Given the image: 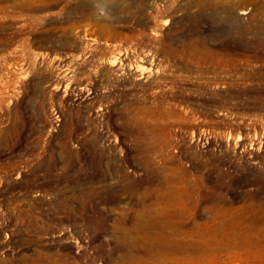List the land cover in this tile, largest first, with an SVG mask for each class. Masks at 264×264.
I'll use <instances>...</instances> for the list:
<instances>
[{"label":"rangeland","instance_id":"obj_1","mask_svg":"<svg viewBox=\"0 0 264 264\" xmlns=\"http://www.w3.org/2000/svg\"><path fill=\"white\" fill-rule=\"evenodd\" d=\"M95 1L0 0V264H264V0Z\"/></svg>","mask_w":264,"mask_h":264},{"label":"bare ground","instance_id":"obj_2","mask_svg":"<svg viewBox=\"0 0 264 264\" xmlns=\"http://www.w3.org/2000/svg\"><path fill=\"white\" fill-rule=\"evenodd\" d=\"M108 1H110V0H102V1H95V2H93V3H88V4H84L83 3V5L81 6V9H82V11H85V13H91L94 9V7L97 9H103V10H106V11H108L109 13H113L112 11H113V8H115L114 7V5L113 4H109L108 3ZM162 1V0H161ZM222 1H224V0H222ZM172 2V1H171ZM145 3V2H144ZM163 4H161V2H159V1H154V2H152V4H150V8H151V10L152 11H156L157 12V10L159 9V7H161ZM163 9H165V8H163ZM162 9V10H163ZM160 10V9H159ZM115 12H116V10H115ZM247 11H240L239 13L240 14H245ZM155 16V15H154ZM114 17H116V16H114ZM113 17V18H114ZM118 18V17H117ZM215 20V19H214ZM107 22V21H106ZM111 25V23H110V20H109V22L108 23H106V26L107 27H109ZM132 32H133V30H132ZM131 32V33H132ZM129 34V33H128ZM127 34V35H128ZM134 34V33H133ZM141 34V33H140ZM127 38L128 37H133V35L132 34H129V36H126ZM135 37V36H134ZM137 37V36H136ZM135 37V38H136ZM129 39V38H128ZM126 41V40H125ZM133 41V40H132ZM128 46V45H127ZM203 51V50H202ZM206 52V51H205ZM172 54V53H171ZM201 57H203V56H201ZM205 57V56H204ZM187 58H190V59H198L199 60V56L198 55H194V53L192 54V53H190V54H188L187 55ZM108 64L109 65H111V66H113V65H115L116 63H115V61L114 60H109L108 61ZM152 65L153 64H149V65H143V64H140V63H134V65H131V66H129V73H131L132 75H133V77L135 78V79H139L140 81H145L146 82V80H147V78H148V73L146 72L147 70H150V69H152ZM150 78V77H149ZM152 79V78H151ZM159 112L160 113H162V115L163 114H168L169 113V111H168V113H167V111H165V110H159ZM167 116H169V114L167 115ZM177 192V191H176ZM179 192V191H178ZM181 192V191H180ZM179 192V193H180ZM169 193V192H168ZM176 194V196H178L177 195V193H174V190L172 191V193H170V196L169 197H173L174 195ZM179 197V196H178ZM177 197V198H178ZM181 197V196H180ZM166 198H168V197H166ZM176 198V199H177ZM169 199V198H168ZM177 200H179L180 201V199L178 198ZM176 200V201H177ZM165 201V200H164ZM172 201H173V199H172ZM169 203H171V202H169ZM167 204V203H164V204H162V205H160V206H158V207H152V206H145V205H141V206H138V207H130V208H126V209H123L122 211L124 212V213H128V214H133V221H135V223H140L139 225H136V228H138V231L140 230L141 232L140 233H142L141 235H136V238H137V240H139V241H143V243L146 241L145 239H147V235H144V234H147V232L149 231L148 229H147V231H146V228H145V226L144 225H142L141 224V222H142V220H144V222H145V220H152V221H156V222H167V224L170 222L171 223V221L173 222V221H179V220H181L182 218H184L185 216H188V211H187V209L185 208V207H183V206H178L177 204H176V202L174 203H171V204ZM175 204V205H174ZM182 204V203H181ZM122 214V213H121ZM125 217V216H124ZM130 218V217H129ZM143 222V223H144ZM148 222V221H147ZM147 222H145L146 224H147ZM156 222H154V224L156 223ZM175 223V222H174ZM177 223V222H176ZM151 224H153V222L151 223ZM173 224V223H172ZM148 225H149V223H148ZM156 225V233L155 234H153V236H155L156 237V239H159V242L161 241V242H166L167 240H166V237L164 236H162L161 234H160V232L161 231H163V230H166L167 228L164 226V227H157L158 226V224H155ZM154 225V226H155ZM169 225V224H168ZM180 225V224H179ZM138 226V227H137ZM170 226H171V224H170ZM123 227H124V225H123ZM148 227V226H147ZM127 229V228H126ZM132 229V228H131ZM150 229V228H149ZM154 228H152V230H153ZM171 229H173V228H171ZM177 230V229H176ZM127 230H125V232H126ZM138 231H137V233H138ZM146 233H145V232ZM154 231V230H153ZM152 231V232H153ZM160 231V232H159ZM174 231V230H173ZM128 232V231H127ZM155 232V231H154ZM139 233V234H140ZM150 234H152V233H150ZM175 234V233H174ZM126 236V235H125ZM154 237V238H155ZM151 240V239H150ZM132 243V242H131ZM138 244V243H137ZM154 244V243H153ZM161 244V243H160ZM187 245V244H186ZM165 247V246H164ZM164 249V248H163ZM162 250V249H161ZM166 250V249H165ZM168 250V249H167ZM166 250V251H167ZM164 251V250H163ZM149 252V251H148ZM158 253V252H157ZM167 256V255H166Z\"/></svg>","mask_w":264,"mask_h":264}]
</instances>
